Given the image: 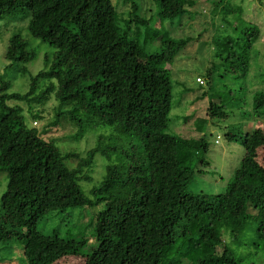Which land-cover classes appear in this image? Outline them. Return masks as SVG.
<instances>
[{
	"label": "trees",
	"instance_id": "16d2710c",
	"mask_svg": "<svg viewBox=\"0 0 264 264\" xmlns=\"http://www.w3.org/2000/svg\"><path fill=\"white\" fill-rule=\"evenodd\" d=\"M124 1L131 2L132 11L121 29L112 0H0V19L21 11L28 18L29 33L54 48L51 59L45 56V68L31 76L26 91L6 92L10 83L1 81L0 172L6 173V187L0 194V223L15 232L27 264H65L68 256L83 257V264H236L213 219L244 224L252 218L264 238V164L246 154L224 191L189 190L195 172L202 171L199 166L208 164L204 157L208 142L203 135L182 137L166 128L175 101L170 65L192 37H169L165 49L139 60L130 42L131 24L147 20L134 0ZM152 1L170 23L175 18L192 19L200 10L203 14L201 8L194 9L198 0ZM218 2L207 5L212 20L221 6ZM219 14V28L224 29L229 12ZM219 28L211 30L214 55L226 61L227 72L241 78L237 94L244 95L250 49L260 38V29L245 25L239 30L247 37L238 39L236 25L229 26L226 34ZM35 55L19 33L9 37L7 67L26 63ZM51 79L42 87V81ZM50 95L56 104L40 131L36 119L31 127L26 125L21 107L6 104L25 101L31 110L32 103ZM242 100L210 99L207 116L224 119L238 108L244 120L250 112L242 109ZM252 110L251 115L264 114V90L254 92ZM190 118L186 115L183 121ZM61 120L75 127V138L99 126L108 129L96 135L94 145L84 153L71 150L62 155L41 136ZM198 120L203 126L207 123ZM202 131L203 127L198 133ZM225 135L241 144L264 146V133L244 132L240 125ZM98 155L104 160L103 176L83 190L81 181L92 179ZM64 157L76 158L75 166L68 168ZM99 204L94 246L86 248L88 240L79 233L62 236L57 228L37 229L40 220Z\"/></svg>",
	"mask_w": 264,
	"mask_h": 264
},
{
	"label": "rangeland",
	"instance_id": "374dc122",
	"mask_svg": "<svg viewBox=\"0 0 264 264\" xmlns=\"http://www.w3.org/2000/svg\"><path fill=\"white\" fill-rule=\"evenodd\" d=\"M112 2L118 12V24L123 29L125 27L123 19L129 17V12L132 11L131 2L124 0H112ZM211 3L212 0H198L194 9L198 11L201 8L203 14L200 10V13H197V16L192 19H188L186 16L182 21L175 18V22L170 23L161 18L156 2L134 0V4L140 9V16L147 22L135 24L133 21L130 34L131 46L136 57L141 61L149 53L165 49L166 40L169 37H192L187 46L177 53L170 65L173 82L172 96L175 101L172 104L166 131L182 137L195 138L203 135L208 142L207 150L204 153L208 164L199 166L202 171L195 172L188 186L190 191L199 194H215L224 191L234 169L246 154L253 155L264 164V146L241 144L239 141L229 140L225 135L227 130L233 128L234 125H240L244 132L264 133V114L251 115L254 92L264 90V0H219L217 4L221 6L214 20L210 18V12L206 11L207 5ZM232 8L237 9L231 10ZM225 11H228L229 15L223 20L224 29H220L219 23L222 21L219 13L222 14ZM27 22L28 18L21 11L5 14L0 19V86L1 81H8L10 87L5 90L6 92L26 91L31 76L45 68V56L48 55L51 59L54 52V48L47 42L33 37L29 33ZM233 25L238 27V30L234 31L238 39L240 36L247 37L243 30H239L245 25H256L261 33L260 38L254 42L250 49V71L246 78V93L244 95L237 94V91H240L241 78L236 77L235 73L227 72L226 61L214 55L211 41L213 27L219 28L221 34H226L228 32L226 29L229 30V26ZM13 33H19L26 41L28 48L34 49L36 55L26 63H15L7 67L10 61L5 57V51L9 37ZM242 43L241 41L240 44ZM197 77H201L204 83L200 85L196 81ZM49 81L53 80L42 81V87ZM203 91H206L205 95H202ZM238 96L243 100H237ZM232 98L240 103L242 100V109L246 114L250 112V115H246V118L242 120L241 111L237 108L233 109L232 114L227 118L219 120L208 118L207 108L210 99L215 102L221 100L227 102ZM6 104L21 107L26 125L31 127L33 119H36V128L40 131L47 124L56 101L54 96L50 95L41 103H32L31 110L25 101L7 100ZM32 112L38 113L42 117L34 118L31 115ZM186 115H192V119L183 121ZM199 118L206 119L207 123L203 126L204 122L198 120ZM202 127L203 131L198 133ZM107 129L99 126L88 130L85 135L75 138V127L66 120H61L56 125L49 126L45 133L41 132V136L48 142L54 143L62 155L71 150L82 154L94 145L96 135L105 133ZM217 135L219 138L216 141ZM76 161L77 159L74 157H64V163L68 168L74 167ZM103 163L104 160L98 155L93 166L92 179L81 181L83 190H88L101 180ZM5 187L6 173L0 172V194ZM101 207L102 204L68 209L65 214L58 213L50 216L47 220H40L37 223V229L48 232L57 228L62 236L69 231L72 234L79 233L78 236L82 234V237L88 240L86 248H89L91 245H95V243L92 244L94 242L92 237L95 235V213ZM213 223L221 236L222 244L231 248L237 260L236 264H264V238L260 236L257 223L252 218L246 219L244 224H241L236 221L227 222L221 217H214ZM73 226H76V229H73ZM77 229H80V232ZM0 258H2L0 264H27L22 251V243L16 238L15 232L11 228L3 226L1 223ZM82 258L81 256H68L65 259V264H83ZM52 264H57V262Z\"/></svg>",
	"mask_w": 264,
	"mask_h": 264
},
{
	"label": "built area",
	"instance_id": "2783aa9c",
	"mask_svg": "<svg viewBox=\"0 0 264 264\" xmlns=\"http://www.w3.org/2000/svg\"><path fill=\"white\" fill-rule=\"evenodd\" d=\"M199 83H203V80L201 79V78H197L196 79ZM217 138H218V136H217Z\"/></svg>",
	"mask_w": 264,
	"mask_h": 264
},
{
	"label": "clouds",
	"instance_id": "9594fccd",
	"mask_svg": "<svg viewBox=\"0 0 264 264\" xmlns=\"http://www.w3.org/2000/svg\"><path fill=\"white\" fill-rule=\"evenodd\" d=\"M197 78H201V77H197ZM197 78H196V79H197ZM201 79H202V78H201ZM202 80H203V79H202ZM196 81H197V80H196ZM197 82H198V81H197ZM198 83H199V82H198ZM203 83H204V81H203ZM203 83H199V84L201 85V84H203ZM217 136H218V138H219V135H217ZM217 136H216V141H217V139H218Z\"/></svg>",
	"mask_w": 264,
	"mask_h": 264
}]
</instances>
